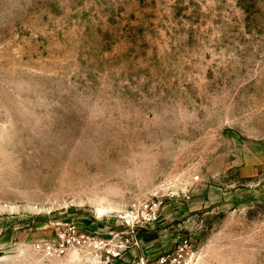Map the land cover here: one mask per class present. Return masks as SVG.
<instances>
[{
    "label": "rangeland",
    "instance_id": "obj_1",
    "mask_svg": "<svg viewBox=\"0 0 264 264\" xmlns=\"http://www.w3.org/2000/svg\"><path fill=\"white\" fill-rule=\"evenodd\" d=\"M72 221L264 264V0H0V264Z\"/></svg>",
    "mask_w": 264,
    "mask_h": 264
},
{
    "label": "built area",
    "instance_id": "obj_2",
    "mask_svg": "<svg viewBox=\"0 0 264 264\" xmlns=\"http://www.w3.org/2000/svg\"><path fill=\"white\" fill-rule=\"evenodd\" d=\"M162 203V201L134 203L129 210L120 215L122 224L130 226L132 234L142 226L156 224L161 217ZM36 248L45 256L53 258L65 256L76 248L93 251L99 256V264H187L191 253L188 238H180L172 249L153 255L150 250L143 251L135 235L125 239L118 231L102 227H80L73 221L59 228L55 240L37 243ZM130 250L133 258L126 260L124 255ZM104 251L105 256L102 254Z\"/></svg>",
    "mask_w": 264,
    "mask_h": 264
},
{
    "label": "crops",
    "instance_id": "obj_3",
    "mask_svg": "<svg viewBox=\"0 0 264 264\" xmlns=\"http://www.w3.org/2000/svg\"><path fill=\"white\" fill-rule=\"evenodd\" d=\"M149 234V237L143 238L144 240L142 241V243H144L145 246H149L147 250H151L153 255H159L164 251L162 250V247L164 246L159 243L162 238V233L160 232V230H156L149 232Z\"/></svg>",
    "mask_w": 264,
    "mask_h": 264
}]
</instances>
